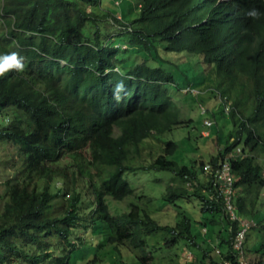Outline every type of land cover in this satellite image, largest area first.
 I'll return each mask as SVG.
<instances>
[{
  "label": "trees",
  "instance_id": "16d2710c",
  "mask_svg": "<svg viewBox=\"0 0 264 264\" xmlns=\"http://www.w3.org/2000/svg\"><path fill=\"white\" fill-rule=\"evenodd\" d=\"M13 51L24 69L0 74V264H158L183 248L187 264H241L215 172L229 160L237 213L257 231L264 0H0V54ZM186 89L208 91L234 127L192 165L171 160L178 144L165 138L185 124L170 90ZM150 172L173 174L159 199L114 212L134 196L126 175ZM250 245L248 233V256Z\"/></svg>",
  "mask_w": 264,
  "mask_h": 264
},
{
  "label": "rangeland",
  "instance_id": "374dc122",
  "mask_svg": "<svg viewBox=\"0 0 264 264\" xmlns=\"http://www.w3.org/2000/svg\"><path fill=\"white\" fill-rule=\"evenodd\" d=\"M115 6L116 5L110 6L114 12L116 11ZM116 31L119 32L118 29H116ZM188 92V89H186V91L177 92L170 90L175 104L181 110L182 120L185 121V124L171 133H168L165 138L167 140L175 141L178 144V151L171 157V160L177 161L180 165H192L195 159L209 161L210 158L217 154L218 151L224 150L228 142L227 138L229 134L234 132L233 124L229 119V116L224 115L223 109L220 108L221 105L218 99H211L208 91H201L202 93H200L197 89H193L191 90L193 95ZM194 95L202 97L205 102H201V98ZM200 105L206 107L207 114H202V108ZM207 120L213 122V127L209 128L205 125ZM89 152L90 151H86L84 153L73 155L71 160L78 161L82 158L87 159ZM82 176L85 179L92 178V175L87 168L82 173ZM205 177V174L202 175L203 179ZM173 178V174L168 172H150L146 174L126 175V179L130 181L131 186L134 189V196L127 198L125 201L120 203H112L111 205L113 211L115 212L116 208H119L122 211H128L130 204H142V201L144 202V196L159 199L161 194L165 191L166 186L172 182ZM148 204L150 205V209L156 211L152 214L155 220L162 224L172 221L174 214L169 211H159V205L156 202H150ZM193 213L198 212L191 210V214ZM255 220L260 224V228L257 229V231L249 232L251 242V252L249 256L252 264H260V259L256 257L254 251L257 248L256 245L260 246L261 249L264 248V190ZM194 228L195 232L198 233V225H194ZM79 234L83 237L85 236V231L80 230ZM163 236H165L163 233H158L154 236L152 235L149 240L153 244L154 239L161 241L160 238ZM192 257L193 254L190 250L183 248V250L180 251L175 249L173 251L160 252L157 255L156 262H158V264H187L191 262Z\"/></svg>",
  "mask_w": 264,
  "mask_h": 264
},
{
  "label": "built area",
  "instance_id": "2783aa9c",
  "mask_svg": "<svg viewBox=\"0 0 264 264\" xmlns=\"http://www.w3.org/2000/svg\"><path fill=\"white\" fill-rule=\"evenodd\" d=\"M205 124L207 126L212 125L210 121H206ZM215 173L216 185L219 186L223 193L226 213L231 221H237L240 224V229L235 237L234 243V247L239 254V261L241 264H251L247 251L245 250V242L248 233L256 226V222L254 220L241 218L237 213L234 203V199L238 194V188L236 187L237 179L233 173L229 160L225 161ZM217 253H219V251H217Z\"/></svg>",
  "mask_w": 264,
  "mask_h": 264
},
{
  "label": "clouds",
  "instance_id": "9594fccd",
  "mask_svg": "<svg viewBox=\"0 0 264 264\" xmlns=\"http://www.w3.org/2000/svg\"><path fill=\"white\" fill-rule=\"evenodd\" d=\"M256 14L257 13H256L255 9H251L247 13V15H250V16H255ZM23 61H24V57L22 55H19L17 52H14V51L6 53V54H0V74H3V73L8 72L10 70H15L16 72H22L24 69ZM121 87H122V84L118 82L116 84V88L119 89ZM115 98L119 99V96H115ZM201 108H202V112H204L205 107L202 106ZM207 121H209V120H207ZM207 127L210 128V127H212V125L207 126ZM235 155H236V153L234 151V152H232L231 157H235Z\"/></svg>",
  "mask_w": 264,
  "mask_h": 264
},
{
  "label": "crops",
  "instance_id": "0c3cea01",
  "mask_svg": "<svg viewBox=\"0 0 264 264\" xmlns=\"http://www.w3.org/2000/svg\"><path fill=\"white\" fill-rule=\"evenodd\" d=\"M256 257L259 259V255H256Z\"/></svg>",
  "mask_w": 264,
  "mask_h": 264
}]
</instances>
